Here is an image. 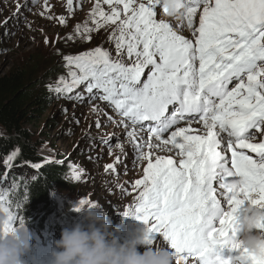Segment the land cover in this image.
<instances>
[{"label":"snow or ice","instance_id":"6c2138e0","mask_svg":"<svg viewBox=\"0 0 264 264\" xmlns=\"http://www.w3.org/2000/svg\"><path fill=\"white\" fill-rule=\"evenodd\" d=\"M102 2L110 11L96 0L95 28L84 31L114 26L108 39L115 57L101 47L65 56L67 77L60 76L48 89L56 97L83 102L82 94L71 95L83 85L88 97L106 102L123 118L125 128L132 126L127 136L136 160L147 164L134 182L136 203L124 215L148 226V244L162 238L185 264L190 259L196 264H264L236 242L241 205H264V0H186L179 20L186 18L189 29L201 13L194 39L156 18L158 8L166 11L161 0ZM68 6L71 11L72 0ZM83 38L91 40L90 35ZM194 123H202L203 134H193L199 132ZM137 126L149 134L143 144L135 143ZM161 146L178 150L179 159L152 151ZM106 167L114 170L112 164ZM88 203L82 200L75 210ZM0 210L5 235L15 230L17 219L25 223L3 199Z\"/></svg>","mask_w":264,"mask_h":264},{"label":"rangeland","instance_id":"374dc122","mask_svg":"<svg viewBox=\"0 0 264 264\" xmlns=\"http://www.w3.org/2000/svg\"><path fill=\"white\" fill-rule=\"evenodd\" d=\"M8 1L0 0V77L12 69L25 67L32 80L40 82L37 90L45 96V111L38 114L32 123L26 124V130L38 143L39 153L45 162L66 161L72 165L70 174L65 177L67 190L60 189L55 195L60 213L65 215L51 222L64 224L69 222L65 221L67 217L85 218L84 213L75 209L80 208L82 200H86L89 203L81 208L95 205L93 211L111 229L132 227L135 217H126L124 213H129L135 205L137 192L134 191V182L143 175L137 169L140 161L135 156L130 157L126 147L120 149L118 146L126 139L124 133L121 134L119 125L109 120L110 113L100 102L56 97L48 89V85L55 83L60 76L67 77L65 56H75L101 47L115 57V45L108 39L114 26L106 25L98 31L85 33V27L95 28L91 9L96 0H72L71 11L68 0H12L7 5ZM80 8L91 11L90 15H75L73 20H67L70 13L81 11ZM48 14L53 15L51 19H47ZM157 16L158 20L165 19L170 24L174 22L173 18H162L158 11ZM84 35H90L91 40L84 39ZM77 93H80V89L71 95ZM97 122L100 127L96 126ZM153 152L156 154L157 151ZM4 163V160H0L1 179H5L7 174L6 181L11 184L10 172L4 174L7 169ZM109 164L114 165V170L107 169ZM146 164L147 161L141 162V166ZM130 174L132 177L128 179ZM77 175L79 180L74 178ZM30 223L28 220L25 224ZM45 223L40 220L37 224L42 226ZM145 226H138L139 229L133 227V234L131 228L126 229L119 242L124 244L140 237ZM160 239L156 244L167 247L166 242ZM139 251L143 253L145 248L141 247Z\"/></svg>","mask_w":264,"mask_h":264},{"label":"clouds","instance_id":"9594fccd","mask_svg":"<svg viewBox=\"0 0 264 264\" xmlns=\"http://www.w3.org/2000/svg\"><path fill=\"white\" fill-rule=\"evenodd\" d=\"M160 6L166 11V18L179 19L185 9L186 0H161ZM239 186V182H237ZM258 198V197H256ZM96 206L81 208L88 226L77 224L65 229L56 241L53 253L54 264H180L178 254L158 244H148L145 233L130 242L121 244L115 236L118 229H111L93 211ZM243 217L238 214L237 244L264 261V205L246 203L241 205ZM4 219L0 218V229ZM102 227H96V225ZM32 236L27 224H19L7 235L0 230V264H24V257L32 249ZM144 247L141 253L139 248ZM232 264H246V260L233 261Z\"/></svg>","mask_w":264,"mask_h":264},{"label":"trees","instance_id":"16d2710c","mask_svg":"<svg viewBox=\"0 0 264 264\" xmlns=\"http://www.w3.org/2000/svg\"><path fill=\"white\" fill-rule=\"evenodd\" d=\"M39 83L32 80L25 67L12 69L0 77V160H7L3 165L13 176L12 183L5 186L13 187L10 207L22 215L25 222L31 221L27 226L31 230L45 227L46 223L38 226L40 220L65 215L58 213L60 208L55 195L60 189L67 190L65 177L72 167L66 161L45 162L39 153L38 143L26 130V124L32 123L38 114L45 111V96L37 90ZM17 149L19 152L13 155ZM34 164L41 167L33 168L31 165ZM1 169L2 166V178ZM30 174L34 175L32 182L28 181ZM69 218L65 221L76 217Z\"/></svg>","mask_w":264,"mask_h":264},{"label":"bare ground","instance_id":"6f19581e","mask_svg":"<svg viewBox=\"0 0 264 264\" xmlns=\"http://www.w3.org/2000/svg\"><path fill=\"white\" fill-rule=\"evenodd\" d=\"M12 2V0L10 1H8V2H6V4L8 5L9 3H11ZM79 5V4H78ZM91 6V5H90ZM101 6H102V8L105 10V12H108V9H109V6L108 5H106V4H103V2H102V0H101ZM94 8V7H93ZM80 10L81 11H77V10H75L74 12H72V13H70V16H69V18L67 19V20H69V21H71V20H73L74 18H75V15H84V16H88V15H90V12L92 11V9H91V11L90 12H87L84 8H80ZM53 15L52 14H48V16H47V19H51V17H52ZM55 16V15H54ZM88 20V19H87ZM86 22V21H85ZM88 22L90 23L91 21L90 20H88ZM92 22H93V19H92ZM83 86V85H82ZM82 86L80 87V88H78V89H76L75 91H78L79 89H80V94H81V89H82ZM84 100H87L86 98L84 99ZM106 115V114H105ZM145 135H146V137L148 138V136H149V134L148 133H145ZM124 136L126 137V139H124L123 141H122V143L121 144H119V146H120V149H122V148H124V147H126L127 149H128V152H129V155H130V157H133L134 155H133V152H132V149H133V147L131 146V142H132V140L130 139V138H128V136H127V132L125 131L124 132ZM141 142H143V139L141 138ZM119 149V150H120ZM144 151L145 152H148L149 151V149H147V148H144ZM152 151H156V149H152ZM146 161V160H145ZM141 162L142 161H140V165H139V167H137V169H138V171L139 172H141L142 173V175H143V169H144V167H146V165H144V166H141ZM128 174V173H127ZM131 177H132V175L130 174L129 175V177H128V179H131ZM130 194V193H129ZM48 220V219H47ZM46 226V225H45ZM66 228L67 229H71V225H67L66 226ZM138 228V227H137ZM139 229V228H138ZM137 234V233H136ZM139 234V233H138ZM160 239V238H159ZM161 240V239H160ZM159 242V241H158ZM161 245H164V244H161Z\"/></svg>","mask_w":264,"mask_h":264}]
</instances>
